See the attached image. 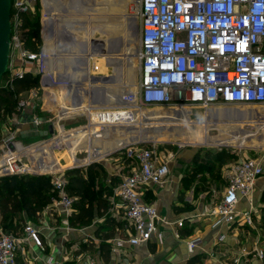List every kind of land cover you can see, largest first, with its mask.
Segmentation results:
<instances>
[{"label":"built area","instance_id":"obj_1","mask_svg":"<svg viewBox=\"0 0 264 264\" xmlns=\"http://www.w3.org/2000/svg\"><path fill=\"white\" fill-rule=\"evenodd\" d=\"M38 1L12 0L8 84L13 78L21 79L30 74L40 77L41 90L56 88V122L44 128L46 119L33 115L28 102L22 101L19 95L11 129L0 133V177L51 174L56 198L46 211L48 214L61 211L68 227L76 198L67 193V180L61 175L66 168L55 169L54 163L47 164L44 160L48 152L62 150L67 144L63 141L66 135L84 130L85 134L89 133L88 141L106 140L107 137L120 139L124 136L114 134L116 130L109 134L110 128L137 127L139 121L147 126L154 125L158 121L156 118L142 121L136 117L143 112L151 115L147 111L151 108L168 110L165 119L176 127L184 114L192 121L195 109L203 112L199 123L211 120L213 110L226 114L229 111L228 116L218 117L216 123L213 117L210 125L217 127L209 128V132L226 139L238 136L234 128L237 123H245L244 126L251 123L250 127L258 123L255 132L241 130L246 136L257 138V132L264 131V113L251 109L264 107V0H136L130 18L138 21L135 56L139 62V82L110 105L97 102V96L91 93H82L76 101L71 87L62 80L64 77L52 68L49 55L43 50L31 52L24 47L21 16L34 13ZM87 71L91 76L97 75L99 66H88ZM98 79L103 80L100 76ZM61 98L66 102H58ZM76 104L83 106L81 111L86 113L87 124L66 130L62 122L76 114L72 112ZM49 126L52 133L48 132ZM45 132L47 135H43ZM32 133L35 135L24 137ZM130 134L127 144H120L103 156L126 153V159L131 162L129 173L121 178L114 191L116 201H112L115 216L125 223L122 235L109 241L111 254L116 259L132 258L134 250L158 235L159 224L166 223L157 209L143 199V193L164 184L170 173L169 164L175 157L170 150L161 154L155 148L144 146L147 141L140 140L136 129ZM89 149L90 158L93 151ZM91 159L88 164L95 161ZM70 163L69 169L78 166ZM118 173L116 170L114 174ZM259 184L263 186L258 187ZM262 195L264 157H242L230 166L228 184L220 201L210 204L209 214L217 219L216 226L229 229L239 224L240 218L250 226L252 218L264 210ZM241 203L246 209L238 212ZM176 226L181 229L183 222H177ZM23 232L41 247L39 231L34 224H28ZM175 236L178 238V233ZM22 241L14 233L0 229V264H16ZM200 245V240L189 243L192 250ZM81 257L77 260L80 264H95ZM131 261H119V264H133Z\"/></svg>","mask_w":264,"mask_h":264},{"label":"rangeland","instance_id":"obj_2","mask_svg":"<svg viewBox=\"0 0 264 264\" xmlns=\"http://www.w3.org/2000/svg\"><path fill=\"white\" fill-rule=\"evenodd\" d=\"M60 1L62 2L63 6L66 7L67 12H56V20L53 19V15L49 13V24L56 25V27L53 28L54 30H56V35L52 32V34H50L49 36L50 40L48 42L45 40L44 36V22L48 17L46 12H48L49 8L45 9L43 0L38 1L35 12L29 15L30 22H35L38 24L36 25L33 32L34 39L36 36H39L40 42L37 46L38 51L41 50L40 46L44 43L48 45L47 49L49 50L50 55L53 56L52 53L54 52V50H56V70L63 73L67 72L68 75L66 74V76L71 79L74 72L76 70L79 71L83 69L84 66L81 63L77 62V60H81L82 55L79 53H75L73 50L74 47L69 45V42L74 43L76 46H81L84 50L85 56L90 59L87 66L91 67V65L93 64L98 65V74L94 76L96 78H98L99 76L102 77V82H104H84L82 86L84 91H86V94L84 95H87L88 93L94 94L95 96H97V102L102 103V105H105V103H107V105H110L112 101L117 100L119 95L133 89V87H135L139 82V62L137 61L135 56V51L138 46V21L130 18L131 7L135 6L136 0H80V2H76L74 0ZM61 20L66 21V24L67 26H69V28L65 27V30L62 29L61 27L63 21L61 22ZM50 25H48L47 28ZM54 25L52 27H54ZM58 39H62L65 41L60 42L58 41ZM112 39L116 42L113 45ZM93 40L98 41L97 43H100V45L103 47V50L105 52H103L102 55H100L98 51H92L91 42ZM107 50H111V52L106 53ZM117 54L120 56L119 62L112 60V58L116 57ZM109 62L112 63V65ZM9 79L10 77L8 73L7 77L5 79H2L0 87L7 88ZM110 79L112 81L108 82V80ZM99 89H106L111 92L109 93L111 98L106 101L104 100L105 103L103 102L105 93L102 94ZM20 99L22 101L28 102V109L33 112V115L39 118L46 119L45 124L43 125L44 128L48 123L50 124L56 122V88L51 91H43L40 87L33 88L22 93L20 95ZM58 102L63 104L66 102V99L61 98L60 100H58ZM75 107H79V111L74 109ZM75 107L73 106L72 112H75L76 114L72 115L69 118H66L62 122L66 130L83 127L87 124V116L84 115L86 113H83L81 111L83 110V106H79V104H77L75 105ZM251 109L257 110L258 113H262L264 111V107L260 106L251 107ZM147 111L152 114V117L157 116L158 119L169 115V111L165 109L151 108ZM215 113L216 112L213 111L214 115L219 114L220 112H217L216 114ZM142 115L148 114L145 112L138 114V116ZM202 116L203 112L200 109H195L192 121L199 124V122L202 121ZM222 118L224 119V117ZM13 119L14 116L10 115L7 109H1L0 133L1 131L11 129ZM145 119L146 117H140V119L138 120L143 121ZM182 121V123H185V126H182L180 124L176 127L173 126L169 121L161 122V124L156 122L154 125H150V128L153 131H159L157 136L159 137V139H151L157 134L154 135L153 133L149 132L146 136H151L150 139H143L140 135V140H146L147 142L144 143V146L155 148L161 154H164L165 150H170L175 155L176 153L178 154L179 152L187 149H191L193 151L195 150L196 153L199 152L198 161H192L182 171L183 186L185 187V189H193L195 199L198 195L201 194V197H204L208 204L210 203L215 205L220 201L223 191L228 184V173L227 170L223 169L230 168V166L234 162L242 157L258 159L264 157V131L257 132V138L255 141H252L251 144L243 143L242 145H240V147L242 148H239L236 143L232 142L224 143L225 145H230V147H218L217 143H213L211 145L206 144L205 142L202 145L199 144V142L195 141L196 137L199 136L201 138L203 136L202 131H204L205 129V127L203 126L204 124H200L195 127V125L191 126L188 120ZM194 122L193 124H197ZM141 124L142 122L138 125ZM244 124L245 123L241 125L242 129L252 132H255L254 128H256L258 125L257 122L253 123V127L249 126L252 125L251 123H248V125L245 126ZM129 128L133 130L137 127L135 126ZM129 128H119V130H116L114 134H124V137H121L120 139H124L126 141L128 139L127 136L131 135L130 132L132 131H129ZM73 133L82 134L85 133V131L78 130ZM73 133L70 136L73 137ZM88 135L89 133H86L83 137L80 138V140L74 143L69 142L68 139L64 138L63 141L67 144L63 145L62 150H54L48 152V155L45 156L44 160L47 164L54 163V165H56L57 160L60 165H57L55 169L59 170L61 169V167L63 169L66 168V171L61 174L65 179L66 174L69 171L77 169L80 170V173L84 178L88 177V175H91L94 182L93 189L97 191L98 189L101 190L103 188H106V190L112 191L111 197L109 198H114V191L117 188L121 178L127 176V174L129 173V166L131 162L130 160L126 159V153H118L115 156L118 158V161L117 158H115L113 155L101 159L89 158L87 149H89L92 142L91 140L88 141ZM205 135L206 137L208 136L210 139H214L217 141L222 140V138H226L219 136L216 132L208 133L207 130L205 132ZM184 136H187L188 139L184 140ZM251 137L252 139H254L253 136ZM115 138H117V136H115ZM24 141L27 142V140ZM105 141L109 144H112L114 142V139L108 138L106 140H99L97 142V145L99 147L96 148L98 151H102L105 149L103 145ZM218 143H220L221 145V142ZM101 147H103L104 149ZM72 150H74L73 154L77 161H81L82 163H78V166L76 165L77 167L69 169L68 166L71 165L70 152ZM89 150L92 149L90 148ZM220 151L228 152L232 156L233 160H230L229 163H225V165H220L219 158L217 157V154ZM74 157L72 159H75ZM89 159L95 161L88 164ZM112 159L113 161H111ZM117 164H119V167L117 169V172H119L118 175L114 174L116 172L114 171V167ZM90 168L91 173L89 174L88 172ZM41 176L48 177L51 180L53 178L51 174H43ZM262 186L263 185L259 184L258 187ZM114 201H116V199H114ZM110 212V208L108 207L107 214H112ZM34 221L36 220L28 217L26 213L23 212L14 218L13 226L17 225L18 229H21L22 226L24 227L27 223H33ZM1 222H4V220L0 216V223ZM5 222H7V219ZM118 227L123 229L125 227V223L120 221L118 223ZM98 239L100 240L99 244H101L102 238L98 236Z\"/></svg>","mask_w":264,"mask_h":264},{"label":"crops","instance_id":"obj_3","mask_svg":"<svg viewBox=\"0 0 264 264\" xmlns=\"http://www.w3.org/2000/svg\"><path fill=\"white\" fill-rule=\"evenodd\" d=\"M46 4L49 8V13H51L53 19L56 20V10L51 3L47 2ZM48 18L50 17L48 16ZM49 22L50 20H48L46 26L50 25ZM53 25L54 24H51L48 27V31L50 34L53 32L56 35V30L53 29L56 25L52 27ZM65 27L69 28L67 25H62L61 28L65 30ZM58 41L61 42L65 40L58 39ZM69 45L74 47L73 50L75 53L82 55L81 60H83L82 65L84 68L79 71L76 70L71 79L66 76L67 72H58L64 77L62 80L66 81L71 87V93L76 97V101H79L80 96L82 97V93L83 95L86 94V91H84L82 87L84 82L90 81L92 83H98L100 81L88 73L87 65L90 59L85 56L82 47L76 46L71 42H69ZM47 48L48 45H46V43L40 46L41 50L48 53L49 58H51L49 62L52 68L56 70V50H54L52 56ZM119 57L120 56L117 54L112 60L119 62ZM99 91L102 94L105 93L103 102L111 98L109 94L111 93L110 91L106 89H99ZM85 104L86 103H84V106ZM74 109L79 111L80 108L75 107ZM262 113H264V111ZM136 117L138 119H140V117H146L145 121L156 118L155 120H158L157 123L160 124L161 121L168 122V119H165V117H163V119H158L157 116L148 118V115ZM142 125H144V123L137 125V128H135L138 135H141L143 139H150L151 136H146L147 133L143 134V132L149 128L151 133L154 135L157 134L151 139H159V137H157L159 133L158 130L153 131L150 126L145 125L142 127ZM198 125L199 124H195V127ZM113 130H115V128H112L111 132ZM131 130L132 129L129 128V131ZM203 132L204 131H202V134ZM73 134V137L66 135L64 138H68V140L70 139L69 142L74 143L85 135V133ZM186 139H188V137L184 136V140ZM118 141L128 142V140L125 141L123 139H118ZM195 141L199 142V144H204V142H206V144L211 145L213 143L220 145L218 142H221V144L234 143L232 140L222 139L217 141L204 138L203 136L200 141ZM91 142L92 144L89 148L93 151V156L90 157L92 159H101L105 154L116 149H113V146H115L114 142L112 144L105 143V148L108 151L102 150L98 152L96 149L98 140H91ZM118 153L121 154V152H113V156L115 157ZM195 154L196 151L191 149L181 151L178 154L176 153L174 159L169 164L170 173L164 184L151 187L143 193V199L157 209L160 217L164 218L166 223L159 224L158 235L153 237L146 245L134 250L132 258H127L126 256L116 259L115 256L111 254V244L109 241L118 236L120 237L123 231V229L118 227V223L120 221L122 222V220L117 218L113 212L112 203L114 199L112 197L108 199L110 213H112L110 217L115 220L116 224L114 226V236L107 241L109 245L107 255H104V252L101 251L99 244L100 240L96 235L98 227L104 222V217H98L95 214L91 225L87 227L74 228L70 226V223V227H68L61 211L54 210L51 214L47 213L46 208L50 205L49 204L39 214L36 221L27 223L14 233L23 240L21 249L18 250L16 255V264H80L77 261L79 256H82L81 260L83 258H89L95 262V264H119V261L129 262L131 260L133 264H188L190 260L196 261L195 264H210L212 262L234 264V261H236V264H264V210L259 213L258 216L252 218L253 222L250 226L245 225L241 218L239 224L229 229L225 226H216L217 219L209 214L210 203L208 204L204 197H201V194L195 199L193 189H185L183 186L182 171L193 161ZM111 161H113V159ZM70 162L74 164L78 163L72 158ZM57 165H60L59 162L56 164V167ZM118 167L119 164L114 167V171H116ZM229 169L230 168H226L223 170H227L229 174ZM261 201L264 203V196ZM244 209H246L245 204L241 203L237 210L238 212H242ZM179 221L183 222V227L181 229H177L176 226ZM28 224H34L37 227L41 240V247H37L23 232ZM176 233L179 235L178 238L175 236ZM193 240H200L201 245L192 250L189 247V243Z\"/></svg>","mask_w":264,"mask_h":264},{"label":"trees","instance_id":"obj_4","mask_svg":"<svg viewBox=\"0 0 264 264\" xmlns=\"http://www.w3.org/2000/svg\"><path fill=\"white\" fill-rule=\"evenodd\" d=\"M29 15L31 14L21 16L20 29L24 37V47L28 51L38 52L39 36L33 38V32L38 24L31 23ZM6 77L7 74L3 79ZM39 84L40 77L38 75L27 74L21 79L13 78L7 88L0 87V111L5 108L13 116L16 113L17 97L30 89L38 88ZM144 132L143 134L149 133V128ZM217 157L220 165L233 160L226 151H220ZM198 159L199 152L195 154L193 161H198ZM88 173H91V168ZM66 180L68 195L76 198L73 205L76 212L69 219L70 226L74 228L87 227L91 225L95 214L98 217H104V222L98 227L96 235L102 238L100 248L104 255H107L109 250L107 241L114 236L116 224L115 220L107 214L108 199L111 197L112 191H108L106 188L95 191L91 175L84 178L78 169L69 171L66 174ZM55 198L56 193L53 191L51 179L48 177L36 175L0 177V216L4 220L0 223V229L5 232L16 233L18 226H13V223L17 215L24 212L28 217L36 220ZM6 219L7 222H5ZM195 262L190 260L188 264H195Z\"/></svg>","mask_w":264,"mask_h":264},{"label":"bare ground","instance_id":"obj_5","mask_svg":"<svg viewBox=\"0 0 264 264\" xmlns=\"http://www.w3.org/2000/svg\"><path fill=\"white\" fill-rule=\"evenodd\" d=\"M74 1H76V2H80V0H74ZM47 2H49V3H51V5L53 6V8L56 10V12L57 13H60V12H67V10H66V7H64L63 6V4H62V2L60 1V0H43V5H44V7H45V9H48V6H47ZM47 13V15L49 14V9H48V12H46ZM49 16V15H48ZM46 21L44 22V27H45V40L46 41H49L50 40V38H49V36H50V32L48 31V28H47V23H48V17H47V19H45ZM63 20H61V22H62ZM62 25H67L66 24V21H63L62 22ZM48 35V36H47ZM91 49H92V51L94 52V51H99V54L100 55H102V53L103 52H105L102 48H100V49H98L97 48V45H91ZM111 52V50H107V52L106 53H110ZM51 59V58H50ZM77 62H79V63H81V64H83V60H77ZM110 63V62H109ZM111 65H112V63H110ZM94 76V75H93ZM95 77V76H94ZM95 79H97V80H99L100 82H102V80H100V79H98V78H96L95 77ZM110 81H112V80H110ZM92 91H94V90H92ZM74 107H75V105H74ZM214 112H218L219 113V111H215V110H213ZM213 111L211 112V114L213 113ZM215 113V114H216ZM229 111H228V113L226 114V112H224V114H222V112H220L219 114H216V115H214V114H212V116L214 117V123H216V122H218V117L219 118H221V115H225L226 114V116H228L229 115ZM152 115V114H151ZM151 115H148L149 117H151ZM155 115V114H154ZM177 116H179V115H177ZM147 117V116H146ZM148 117V118H149ZM213 117L211 118V120L210 119H207V121H204L203 123H199V125L200 124H204L203 126L205 127V129H204V132H203V137L204 138H207V139H210L208 136L206 137V135H205V132H206V130H207V132L209 133V128L211 127V126H214V127H217L215 124H213V125H210V123H211V121H213ZM181 118V120H185V121H189L190 122V124H191V126H193V125H195V124H193V122L192 121H190L188 118H187V116H186V114H184L182 117H180ZM164 121V120H163ZM162 122V121H161ZM183 122V121H182ZM182 122H180L181 123V125L182 126H185V123H182ZM241 122H243V120H241ZM198 124V123H197ZM239 126H241V124L240 123H237L236 124V126L234 127L235 128V130H236V133L238 134V136L236 135L235 137H233L232 139H226V138H222L223 140H232L234 143H236L237 145H238V147H240V145H242L243 143H248V144H251L252 143V141H255L256 140V138L254 137V139H252V135H249V136H246V135H243L244 133H243V131H241L242 130V128L241 127H239ZM132 127V126H131ZM112 129V128H111ZM111 129L109 130V134H111ZM114 129V128H113ZM115 130H119L118 128H115ZM248 137H251L250 138V140L248 139ZM221 138V137H220ZM65 139H68V138H65ZM108 139V138H107ZM218 139V138H217ZM196 140H201V138L198 136V137H196ZM243 140V141H242ZM69 141V140H68ZM105 143H107L106 141L103 143V145H104V148L106 147L105 146ZM128 142H122V141H118V139H116V140H114V144H115V146H113V149H115V148H117L118 147V145H120V144H127ZM205 143V142H204ZM260 144V143H259ZM107 145V144H106ZM203 145V144H202ZM222 145V144H221ZM102 146V145H101ZM216 146V145H215ZM219 146V145H218ZM70 147V146H69ZM97 147H99V146H97ZM101 148H103V147H101ZM103 148V149H104ZM69 150H71V149H69ZM105 151H108V150H106V148L104 149ZM103 150V151H104ZM113 151V150H112ZM73 152H74V150H72L71 152H70V157L71 158H73V156H74V154H73ZM58 154H59V152H58ZM77 161V160H76ZM79 164L80 163H82L81 161H77ZM58 163V161L56 160V164ZM77 163V164H78ZM62 168V167H61Z\"/></svg>","mask_w":264,"mask_h":264},{"label":"water","instance_id":"obj_6","mask_svg":"<svg viewBox=\"0 0 264 264\" xmlns=\"http://www.w3.org/2000/svg\"><path fill=\"white\" fill-rule=\"evenodd\" d=\"M11 9L12 0H0V83L4 76L7 74V66L9 61L10 52V35H11ZM98 41H92L91 45H100ZM111 80V79H110ZM108 80V82L110 81ZM104 83V82H102ZM48 132L52 133V127H48ZM32 134H24V137ZM47 135V133H43Z\"/></svg>","mask_w":264,"mask_h":264},{"label":"flooded vegetation","instance_id":"obj_7","mask_svg":"<svg viewBox=\"0 0 264 264\" xmlns=\"http://www.w3.org/2000/svg\"><path fill=\"white\" fill-rule=\"evenodd\" d=\"M112 40H113V39H112ZM115 43H116L115 40H113V41H112V45L115 44ZM97 48H98V49H100V48L103 49V47H102L101 45H97ZM98 52H99V51H98ZM260 107H263V106H260Z\"/></svg>","mask_w":264,"mask_h":264}]
</instances>
